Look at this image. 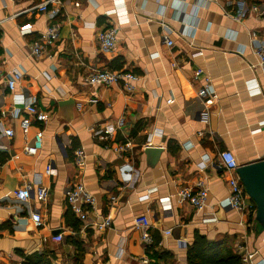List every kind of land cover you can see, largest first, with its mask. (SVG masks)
<instances>
[{
    "label": "crops",
    "instance_id": "0c3cea01",
    "mask_svg": "<svg viewBox=\"0 0 264 264\" xmlns=\"http://www.w3.org/2000/svg\"><path fill=\"white\" fill-rule=\"evenodd\" d=\"M43 1L0 0V66L22 72L13 90L0 77V128L13 130L11 137L0 131V196L29 185V203L41 217L36 225L25 211L0 206V264H21L19 253L33 252L46 253L51 264H139L142 256L153 264L141 221L152 240L160 237L154 250L171 253L176 264H187L196 231L242 257L253 252L248 264H264V228L255 232V209L219 205L233 172L218 162L221 150H230L239 166L264 159V73L253 52L264 44V12L253 6L264 10V0H118L122 16L117 0H60L52 18L33 7ZM26 23L30 32L22 34ZM52 23L58 39L34 56L30 43ZM116 24L115 47L101 49L97 32ZM91 68L128 70L138 78L132 91L122 83L88 85ZM197 68L212 79L215 97H198ZM251 81L258 93H250ZM28 93L37 96L47 121L30 119L25 132L20 122L29 116L14 97ZM119 119L110 137L95 135ZM38 128L42 146L26 154L23 146ZM77 148L84 152L80 164ZM206 157L211 162L200 168ZM198 180L208 188L202 211L177 199L180 188L195 189ZM77 182L95 198L90 220L107 218L109 226H82L64 194ZM39 185L48 188L46 200L36 198ZM165 198L171 209L163 208ZM210 216L215 220H204Z\"/></svg>",
    "mask_w": 264,
    "mask_h": 264
},
{
    "label": "built area",
    "instance_id": "2783aa9c",
    "mask_svg": "<svg viewBox=\"0 0 264 264\" xmlns=\"http://www.w3.org/2000/svg\"><path fill=\"white\" fill-rule=\"evenodd\" d=\"M118 1V0H117ZM216 0H202V2L207 3ZM60 0H44L43 2L34 5V8L38 10L45 11L52 18L59 14L60 12ZM117 12H121L120 16L125 14L123 7H120V1L117 2ZM255 11L259 10L258 6H253ZM119 24V23H118ZM118 25H111L102 30H99L96 34L97 41L100 48L103 50H111L115 47L117 42V32ZM31 25L26 23L20 27V32L26 34L30 32ZM59 36V26L57 23H52L44 30V32L35 40L30 43V53L36 57L42 56L47 46L52 45ZM164 41L167 45L172 46L173 41L169 38L168 34L164 36ZM253 52L257 58V65L260 70L264 73V44L257 45L253 48ZM0 77L4 78L9 89L13 90L17 81L22 77V72L19 69H11L9 72H4L0 66ZM138 76L128 70H112L107 68H91L85 78V83L88 85L105 84L111 85L116 83H122V86L127 91H132L134 89V82ZM194 79H200L201 84L198 87L197 95L201 100L206 98H213L216 96L212 79L207 75L203 69L197 68L195 70ZM252 82V81H251ZM248 82L247 87L250 93L255 94L259 92V88L256 82ZM171 99L166 100L169 103ZM15 104H18L26 112L29 117H24L21 119L20 126L27 132L30 119L35 120L39 124H44L47 121V115L38 108V99L36 95L33 94H22L20 96L14 97ZM19 108L16 107L13 111L14 116L18 114ZM264 123V122H263ZM122 120L119 119L116 123L107 124L101 129L94 130L95 135L101 137H110L117 127L121 126ZM264 125V124H263ZM3 135L11 137L13 135V130L11 128H0ZM43 130L38 128L35 132L31 141L25 142L23 146V151L26 154L35 155L42 146ZM118 151L126 149V145L122 144L117 147ZM84 159V152L77 148L75 150V162L77 164L82 163ZM211 162V158L206 157L199 165L200 168H204L208 163ZM218 162L223 169L233 172V175L228 179V195L223 198L219 205L222 208H232L239 211L250 210L251 204L245 202V191L236 173V168L239 166L236 157L230 150H221L218 153ZM46 173H51L50 168L46 169ZM208 188L203 180H198L196 182V188L183 187L177 192L178 202H188L196 211H202L206 206ZM65 198L67 203L70 205L72 211L81 220L82 226L87 227L89 225H96L99 228H104L110 225V220L105 218L101 222H94L89 218L90 209L94 207L95 198L94 196L84 187L80 182H77L66 188ZM31 195V187L29 185H24L23 187L13 190L11 195L0 196V206L6 204L10 209H14L15 212H26L29 217L34 221L36 225L41 224L40 214L34 211L29 203ZM35 195L38 200H46L48 195V188L44 185L37 186L35 190ZM147 195H143L140 198H144ZM164 202V209H171V205L167 198L162 200ZM204 220H215L214 216L205 218ZM139 223L143 228L141 233V239L146 247L150 246L152 243L151 233L147 229V224L144 221ZM166 235L170 234V230L164 231ZM54 241L62 240L61 232H58L52 236ZM254 256L253 252H248L244 254L243 261L245 264L251 263ZM151 259L147 256H142L139 264H151Z\"/></svg>",
    "mask_w": 264,
    "mask_h": 264
},
{
    "label": "trees",
    "instance_id": "16d2710c",
    "mask_svg": "<svg viewBox=\"0 0 264 264\" xmlns=\"http://www.w3.org/2000/svg\"><path fill=\"white\" fill-rule=\"evenodd\" d=\"M251 209L252 211L255 209L253 203ZM153 240L154 243L149 246L153 264H176L171 253L154 250L160 240L159 235L153 234ZM19 255L22 258L21 264H51L50 258L44 252L19 253ZM186 262L187 264H245L241 254L198 231L194 232L192 241L186 246Z\"/></svg>",
    "mask_w": 264,
    "mask_h": 264
},
{
    "label": "water",
    "instance_id": "95a60500",
    "mask_svg": "<svg viewBox=\"0 0 264 264\" xmlns=\"http://www.w3.org/2000/svg\"><path fill=\"white\" fill-rule=\"evenodd\" d=\"M148 150L159 148L147 147ZM236 173L247 196L255 204V232L264 228V159L242 164L236 168Z\"/></svg>",
    "mask_w": 264,
    "mask_h": 264
}]
</instances>
